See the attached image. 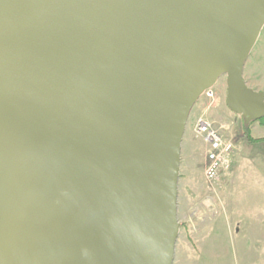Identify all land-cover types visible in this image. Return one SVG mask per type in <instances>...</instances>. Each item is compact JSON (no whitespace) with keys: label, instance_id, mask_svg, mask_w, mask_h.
I'll use <instances>...</instances> for the list:
<instances>
[{"label":"water","instance_id":"obj_1","mask_svg":"<svg viewBox=\"0 0 264 264\" xmlns=\"http://www.w3.org/2000/svg\"><path fill=\"white\" fill-rule=\"evenodd\" d=\"M264 0H0V264H172L181 144L243 70Z\"/></svg>","mask_w":264,"mask_h":264},{"label":"rangeland","instance_id":"obj_2","mask_svg":"<svg viewBox=\"0 0 264 264\" xmlns=\"http://www.w3.org/2000/svg\"><path fill=\"white\" fill-rule=\"evenodd\" d=\"M246 87L264 93V27L244 66ZM225 76L193 106L181 144L177 219L179 232L172 264H264V143H250L242 119L225 105ZM202 118L233 140L230 169L214 183L204 180L207 149L193 134ZM264 139V127L250 128ZM182 163V164H181ZM232 216V217H230Z\"/></svg>","mask_w":264,"mask_h":264},{"label":"built area","instance_id":"obj_3","mask_svg":"<svg viewBox=\"0 0 264 264\" xmlns=\"http://www.w3.org/2000/svg\"><path fill=\"white\" fill-rule=\"evenodd\" d=\"M211 96V90L205 92ZM193 134L206 145L204 180L208 183L217 182L221 174L228 172L232 162L235 145L233 140L225 138L210 123L202 118L197 119Z\"/></svg>","mask_w":264,"mask_h":264},{"label":"trees","instance_id":"obj_4","mask_svg":"<svg viewBox=\"0 0 264 264\" xmlns=\"http://www.w3.org/2000/svg\"><path fill=\"white\" fill-rule=\"evenodd\" d=\"M261 93V92H260ZM264 94V93H262ZM254 123H257L259 126L261 127H264V117H262L260 120L256 121V122H252L250 123L249 125H245L243 123V120H242V129H243V134L244 136L247 138V141L250 142V143H264V139H256L254 138L252 135H251V132H250V128L251 126L254 124Z\"/></svg>","mask_w":264,"mask_h":264},{"label":"crops","instance_id":"obj_5","mask_svg":"<svg viewBox=\"0 0 264 264\" xmlns=\"http://www.w3.org/2000/svg\"><path fill=\"white\" fill-rule=\"evenodd\" d=\"M243 72H244V70H243ZM244 79V78H243ZM206 152V151H205ZM182 162V161H181ZM182 164V163H181ZM203 166L205 167V155H204V161H203ZM180 170H181V166H180ZM179 177H180V174H179ZM230 217H232V216H230Z\"/></svg>","mask_w":264,"mask_h":264}]
</instances>
